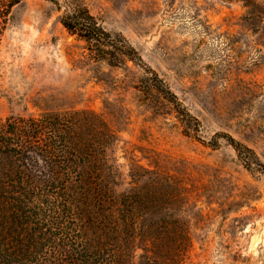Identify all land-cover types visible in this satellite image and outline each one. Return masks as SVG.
<instances>
[{
    "label": "rangeland",
    "instance_id": "374dc122",
    "mask_svg": "<svg viewBox=\"0 0 264 264\" xmlns=\"http://www.w3.org/2000/svg\"><path fill=\"white\" fill-rule=\"evenodd\" d=\"M81 1L141 61L95 58L56 5L22 1L0 19V119L94 111L118 130L126 182L139 164L186 188V248L170 264H264V29L247 18L264 16V0ZM152 71L197 121L151 86Z\"/></svg>",
    "mask_w": 264,
    "mask_h": 264
},
{
    "label": "trees",
    "instance_id": "16d2710c",
    "mask_svg": "<svg viewBox=\"0 0 264 264\" xmlns=\"http://www.w3.org/2000/svg\"><path fill=\"white\" fill-rule=\"evenodd\" d=\"M22 1L0 0V19ZM48 1L95 58L111 55L112 66L124 64L120 54L141 61L81 0ZM261 14L254 9L247 18L261 17L264 29ZM152 73L151 86L197 121ZM228 138L247 161L240 143ZM118 140V130L94 111L0 119V264H170L168 256L185 250L186 221L178 207L186 188L176 176L139 164L126 182L113 154Z\"/></svg>",
    "mask_w": 264,
    "mask_h": 264
}]
</instances>
